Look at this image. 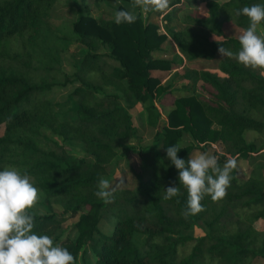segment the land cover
<instances>
[{
    "label": "trees",
    "instance_id": "obj_1",
    "mask_svg": "<svg viewBox=\"0 0 264 264\" xmlns=\"http://www.w3.org/2000/svg\"><path fill=\"white\" fill-rule=\"evenodd\" d=\"M118 1L115 11L129 10L132 4ZM59 2L74 6L78 0H0V171L6 166L27 170L43 190L46 211L37 213L33 230L54 237V244L67 248L76 264L85 246L94 252L93 264H253L264 259V234L257 228L264 223L263 169L254 168L244 180L234 169L224 198L206 196L204 210L185 217L188 192L166 151L179 144L177 155L187 160L196 148L206 152L221 144L223 152L213 153L221 167L230 158L247 159L259 151L245 132L264 131V78L256 69L222 57L218 49L240 50L239 38L226 36L225 23L246 30L250 21L240 10L264 0H204L205 15L188 11L180 18L182 29L164 33L140 12L131 24L81 13L72 29L84 55L72 74L61 64L67 38L53 18ZM182 3L171 0L165 10L147 12L170 21ZM259 25L264 31V21ZM168 36L188 64L210 63L223 75L205 67L195 71L211 87L210 99L190 84L163 119L157 102L172 90L152 71L178 66L155 57ZM188 71L185 75L192 79ZM69 85L67 102L56 103L55 89ZM72 98L80 100L78 107L66 109ZM140 102L148 125L156 128L148 151H142L139 141L130 142L140 140L130 113ZM185 137L192 142L182 146ZM67 141L83 142L85 154H71ZM119 149L142 155L137 186L116 190L115 200L104 203L95 195L98 179L109 175ZM169 186L180 192L165 200ZM105 217L114 223L110 235L100 230ZM70 219H77L75 238L65 236ZM200 225L205 227L202 235L186 234Z\"/></svg>",
    "mask_w": 264,
    "mask_h": 264
},
{
    "label": "clouds",
    "instance_id": "obj_2",
    "mask_svg": "<svg viewBox=\"0 0 264 264\" xmlns=\"http://www.w3.org/2000/svg\"><path fill=\"white\" fill-rule=\"evenodd\" d=\"M169 6V0H132L131 10L115 12V23H134L138 15L136 9L151 7L162 11ZM250 23L239 36L241 45L238 52L219 47L222 57L234 58L239 63L253 69H264V33L258 32V25L264 21V4L244 6L240 13ZM264 76V71L260 72ZM182 149L179 144L167 147V156L179 170V180L188 192L185 217L203 211L202 200L211 196L213 201L224 198L233 179L231 173L237 168V160L230 158L221 167L218 156L206 153L190 156L187 160L177 154ZM95 195L104 203L115 200L116 187L109 179L101 176ZM180 188L169 186L163 199L177 196ZM43 190L36 186V180L27 170L6 166L0 171V264H76L73 254L61 244H54V237L37 234L35 208L43 198ZM43 215V211H39Z\"/></svg>",
    "mask_w": 264,
    "mask_h": 264
},
{
    "label": "rangeland",
    "instance_id": "obj_3",
    "mask_svg": "<svg viewBox=\"0 0 264 264\" xmlns=\"http://www.w3.org/2000/svg\"><path fill=\"white\" fill-rule=\"evenodd\" d=\"M171 0H169L170 2ZM204 0H184V3H182L183 7L181 11L175 13V15H171L170 21H167L165 17H162L161 15L152 14L149 16L147 9L141 10L136 9V13L140 12L142 14V17L145 21L148 19L152 22H155L159 24L160 31L164 33L165 30H179L182 29V23L180 21L181 16H183L185 13H188V11L192 13H198L205 15L206 14V8L205 4L203 3ZM226 0H220V2H224ZM119 4L118 0H78V3L74 6H68L64 2H59L53 9V18L54 21H56V25L58 28V31L60 35H63L67 38V45L62 49L61 51V64L63 65L64 70L72 74L74 72V64L81 60V58L84 55L83 47L81 44H79L76 41V37L73 34L72 29V23L77 19L79 14H90L94 17H102L107 19H114L115 18V6ZM151 8V7H149ZM185 9V10H184ZM129 10L130 7H129ZM151 17V18H150ZM224 30L227 37H236L239 38V36L245 31L239 27H237L232 22L225 23ZM208 32V31H207ZM258 32L264 33L262 26L258 25ZM212 38H217V36L210 34ZM164 46V47H163ZM162 47L163 50H166V54L164 52L158 51L155 53L158 58H171L168 60H174L181 64L183 62L182 56L176 52V49L174 45H172L170 42H164ZM101 52L105 53V50L101 49ZM176 53V54H175ZM108 57V56H107ZM202 67H205L206 69H213V65L210 63L203 64L202 62L194 63L192 66L185 65L184 68H187L190 72L192 79L187 77L185 75L184 70L182 69L179 71L176 75H174L172 80V86H179L181 85V88L185 89L190 84L194 87L195 91L199 93V95L205 96L206 98L210 99L209 92L211 87H208L205 85L202 81H200L197 74H195V71H198L199 69H202ZM157 70V69H156ZM264 71V69H256V73L258 76L264 78V76L260 75V72ZM223 75V74H220ZM186 77V78H185ZM188 82V83H187ZM188 84V85H187ZM179 88V87H178ZM179 89L178 95H182L184 92L181 91L183 89ZM72 90V86L69 85L68 87H57L54 92V101L57 102H67L68 95ZM78 98H72L68 102L67 108L76 109L79 104ZM172 97H170V103L166 104V106L171 105L172 103ZM165 114L167 115V111L165 108H162ZM130 113L134 119V123L138 127V134L140 137V140L133 139L130 142L136 143L137 141L140 142V146L142 148V151H148L149 148L154 143V134L156 132V128H153L148 125L147 123V113L145 110V104L140 102L138 103V106L130 110ZM163 117V116H162ZM163 119H166L163 117ZM4 126H0V134L3 133ZM245 137L249 142H255L257 147L259 148L258 152L252 153L247 159L239 158L237 161V168H238V176L240 179L244 180L248 178L254 168L260 167L263 169L264 172V131L263 132H257L253 130H247L245 132ZM192 142V139L190 137H185L181 141V145L184 146L186 144H189ZM65 145L68 149V151L73 154L74 156L81 157L86 152V146L83 142L78 141H67L65 142ZM204 147V145H202ZM208 150L206 152H202L203 149L196 148L193 150L191 156H198L200 154H208L213 155L214 150H221L223 151V147L221 144L218 145V148H215L213 146L208 147ZM141 161H142V155L139 154V152L135 150H130L127 153H122L121 150H117V155L115 159L110 163V173L105 178L109 179L110 182L114 187H116V190H134L137 186V179L136 174L137 171L139 172L141 170ZM44 195L43 198L38 202V204L35 206L32 211H35L39 213V211H43V213L46 211L45 207L43 205ZM55 210L60 211L61 207L59 204V200L55 199ZM77 219H70L65 224L64 227L66 228L65 236H70L72 238H75L77 235L76 229L74 228V222H76ZM264 223L258 224L257 228L261 230V234H264V226L262 225ZM100 230L105 234H112L114 229V223L110 220H108L107 217L103 218L99 224ZM204 226L200 225L199 227L194 228L191 231H187L186 234H191L194 236H200L204 233ZM95 261V255L92 249L89 246H85V248L80 252L78 256V264H84V262H88L93 264ZM253 264H264V259L259 258L258 260H255Z\"/></svg>",
    "mask_w": 264,
    "mask_h": 264
},
{
    "label": "crops",
    "instance_id": "obj_4",
    "mask_svg": "<svg viewBox=\"0 0 264 264\" xmlns=\"http://www.w3.org/2000/svg\"><path fill=\"white\" fill-rule=\"evenodd\" d=\"M162 17L164 16V14H162L161 15ZM164 31H165V29H164ZM165 42H170L172 45H174V47H175V49H176V52L177 53H179L181 56H182V58H183V62H181V64L180 63H178V66L177 67H174V68H172V69H170V70H160V69H157V70H153L152 71V74H153V76H156V77H158V78H161V84H162V86H164V87H167V86H170L171 87V89L170 90H172V93L171 94H165V95H163L159 100H158V102H157V104H158V106H159V108L161 109V112H164L163 111V109L162 108H165V110L168 112L169 111V109L171 108V106L169 105H167V106H161V104L163 105V104H165L166 102V104H169L170 103V97H172V100L174 101V99L176 98V97H178V96H181V95H178V92H179V89L181 88V85H179V86H172V80H171V78L174 76V75H176L179 71H181L182 69H185L184 67H185V65H188L189 67L190 66H192V65H190V64H188V62H187V59L185 58V57H183V55L179 52V50H178V48H177V46L175 45V42L172 40V38L170 37V36H168V38H167V40L165 41ZM164 47V46H163ZM162 47V50L164 49ZM161 52H164L165 54H166V50L164 51H161ZM176 54V53H175ZM155 57L156 58H158V56H156L155 55ZM160 58V57H159ZM160 59H162V58H160ZM163 59H171V58H169V57H167V58H163ZM212 70V69H211ZM212 71H214V72H218L219 74H223L221 71H218L217 69H214V70H212ZM188 83V82H187ZM188 85V84H187ZM179 87V88H178ZM181 89H183V88H181ZM181 91H183L184 92V89L183 90H181ZM183 94H185V92L183 93ZM182 94V95H183ZM199 94V93H198ZM202 96V95H201ZM166 101V102H165ZM172 101V102H173ZM160 102V103H159ZM169 102V103H168ZM172 104V103H171ZM137 106H138V104H137ZM167 116V115H166ZM166 116H165V114L163 113V117H165L166 118ZM218 145L219 144H212V146L213 147H215V148H218ZM218 151L219 152H223V151H221V150H219L218 149Z\"/></svg>",
    "mask_w": 264,
    "mask_h": 264
}]
</instances>
